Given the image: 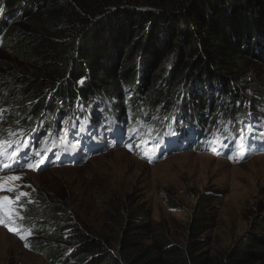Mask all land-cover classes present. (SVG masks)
I'll use <instances>...</instances> for the list:
<instances>
[{"label": "trees", "instance_id": "trees-1", "mask_svg": "<svg viewBox=\"0 0 264 264\" xmlns=\"http://www.w3.org/2000/svg\"><path fill=\"white\" fill-rule=\"evenodd\" d=\"M258 64L264 0H0V142L45 117L39 147L54 145L58 131L74 148V134L101 135L107 116L136 140L184 124L204 133L189 150L233 162L264 155L244 149L235 128L226 132L248 113L264 122ZM202 200L182 243L147 223L143 206L123 202L102 215L103 233L76 222L72 203L58 198L36 199L6 225L49 264H264V215L211 254Z\"/></svg>", "mask_w": 264, "mask_h": 264}, {"label": "rangeland", "instance_id": "rangeland-1", "mask_svg": "<svg viewBox=\"0 0 264 264\" xmlns=\"http://www.w3.org/2000/svg\"><path fill=\"white\" fill-rule=\"evenodd\" d=\"M251 67L264 82V67ZM25 125V133L34 126L33 122ZM6 126L0 124V135ZM46 126L42 117L38 129L42 138ZM55 135L58 137L59 132ZM39 198L66 199L73 205V219L82 220L99 233L105 231L102 215L114 203L123 202L130 208L141 205L146 210V222L161 225L178 243L183 242L184 230L198 204L207 200L210 221L203 237L208 251L214 254L245 237L250 222L264 215V155L233 162L186 150L149 163L128 147H113L75 165L0 174V264H49L6 225L19 219L20 211ZM165 201L175 203L176 208Z\"/></svg>", "mask_w": 264, "mask_h": 264}]
</instances>
